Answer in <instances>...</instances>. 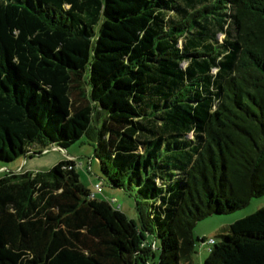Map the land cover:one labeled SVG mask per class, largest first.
<instances>
[{"label":"trees","instance_id":"trees-1","mask_svg":"<svg viewBox=\"0 0 264 264\" xmlns=\"http://www.w3.org/2000/svg\"><path fill=\"white\" fill-rule=\"evenodd\" d=\"M83 137L140 224L73 159L11 171L0 264H195L264 196V0H0V162ZM213 238L204 264H264V206Z\"/></svg>","mask_w":264,"mask_h":264},{"label":"rangeland","instance_id":"rangeland-1","mask_svg":"<svg viewBox=\"0 0 264 264\" xmlns=\"http://www.w3.org/2000/svg\"><path fill=\"white\" fill-rule=\"evenodd\" d=\"M222 38L223 36L220 35ZM94 144L89 142L86 137L81 138L76 143L72 144L70 147L65 148V150H71L76 155H79V160L84 163V166L78 167V171L80 172L81 181L89 187L91 190L93 189L96 182H101L104 187V192L99 194V198L102 200L111 201L114 206L121 205V210L125 212L130 219H134L135 222L140 224V215L137 211L136 200L133 196L129 194V192L124 188H115L110 185L104 178H102L101 168H100V160L94 155ZM60 155L64 157L67 156L66 152L59 147H50L48 151H42L41 154L34 155L29 160V165L38 168L40 171H48L50 170L57 162H60ZM17 163H2L0 162V176L15 170ZM90 165V166H89ZM33 169L32 171H37V169ZM264 206V196L262 197H253L250 203L244 208H241L233 213L219 214V215H211L199 222L195 227V235L200 237H215L218 233L224 230L228 225H231L237 219L241 217H245L252 212L256 211L258 208ZM199 244V241H197ZM158 250L156 251V263H159L160 256V242L158 241ZM202 248H205V252L201 251ZM208 245L205 247H197V252L194 254V262L195 264H204L205 255L208 253L206 249H208ZM202 253V254H201ZM200 255L202 257H200ZM152 260L154 258L152 257Z\"/></svg>","mask_w":264,"mask_h":264},{"label":"crops","instance_id":"crops-1","mask_svg":"<svg viewBox=\"0 0 264 264\" xmlns=\"http://www.w3.org/2000/svg\"><path fill=\"white\" fill-rule=\"evenodd\" d=\"M65 152H66V154H67V156L66 157H64L63 155H60V161H62V160H67V159H73V160H75L76 162H75V168H76V170L78 171L79 169H78V167H80V166H84V163H82L80 160H79V155H76L77 153H74L73 151H71V150H65V149H63ZM31 155H33V151L32 152H28V154L27 155H24V156H22L20 159H18V160H14L13 162H10V163H17L16 165H15V167H16V169L15 170H12V171H14V172H24V171H27V170H29V171H32L35 167L34 166H30L29 165V160H30V158L32 157ZM80 162H81V164H80ZM90 166V165H89ZM35 169H37V171H39V169L38 168H35ZM79 172V171H78ZM80 173V172H79ZM81 175V174H80ZM97 183V182H96ZM105 191V190H104ZM103 191V192H104ZM119 206V205H118ZM120 209H121V207H120ZM199 237H200V234L198 235ZM204 237H206V236H204ZM151 238V237H150ZM201 238V237H200ZM208 238V237H207ZM206 245H208V249H206V251H208V253H206V255H205V258L208 256V254L210 253V244H208L207 242H204V243H199V244H197V247H201V246H203V247H205ZM201 251H202V253H203V251L205 252V248H202L201 249ZM201 253V254H202ZM200 257H202L201 255H200Z\"/></svg>","mask_w":264,"mask_h":264},{"label":"built area","instance_id":"built-area-1","mask_svg":"<svg viewBox=\"0 0 264 264\" xmlns=\"http://www.w3.org/2000/svg\"><path fill=\"white\" fill-rule=\"evenodd\" d=\"M46 151H48V149L44 150V152H46ZM80 164H81V162H80ZM103 190L104 189H103V186L101 185V183H96L95 187H94V190L91 192V197L92 198L96 197V195L98 193H102ZM207 242L210 243V244L213 243L214 242V238L213 237L209 238L207 240ZM153 246H154V248H156V244L155 243H153Z\"/></svg>","mask_w":264,"mask_h":264},{"label":"water","instance_id":"water-1","mask_svg":"<svg viewBox=\"0 0 264 264\" xmlns=\"http://www.w3.org/2000/svg\"><path fill=\"white\" fill-rule=\"evenodd\" d=\"M59 148H61V147H59ZM62 149H65V148H62Z\"/></svg>","mask_w":264,"mask_h":264}]
</instances>
